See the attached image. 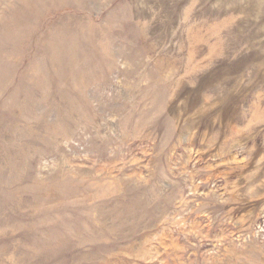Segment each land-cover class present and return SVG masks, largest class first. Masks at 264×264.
<instances>
[{
	"label": "rangeland",
	"instance_id": "rangeland-1",
	"mask_svg": "<svg viewBox=\"0 0 264 264\" xmlns=\"http://www.w3.org/2000/svg\"><path fill=\"white\" fill-rule=\"evenodd\" d=\"M0 264H264V0H0Z\"/></svg>",
	"mask_w": 264,
	"mask_h": 264
}]
</instances>
